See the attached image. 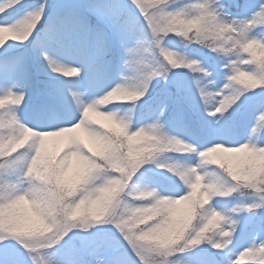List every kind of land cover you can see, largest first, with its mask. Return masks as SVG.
<instances>
[{"label":"clouds","instance_id":"clouds-1","mask_svg":"<svg viewBox=\"0 0 264 264\" xmlns=\"http://www.w3.org/2000/svg\"><path fill=\"white\" fill-rule=\"evenodd\" d=\"M25 3L0 24V64L30 50L47 70L35 45L69 15L49 16V0H0V16ZM122 3L134 31L97 82L61 72L60 102L35 105L27 63L0 73V252L18 254L7 264H193L201 250L264 264V0ZM181 70L216 130L204 139L144 108Z\"/></svg>","mask_w":264,"mask_h":264},{"label":"snow or ice","instance_id":"snow-or-ice-1","mask_svg":"<svg viewBox=\"0 0 264 264\" xmlns=\"http://www.w3.org/2000/svg\"><path fill=\"white\" fill-rule=\"evenodd\" d=\"M28 7L29 5L25 3L12 8L11 11L0 16V24L10 23ZM87 10L96 12L97 6L93 5ZM99 10L103 14L109 31L88 29L73 14L69 17L67 24H55L41 37L35 46L45 50L47 70L30 50L27 56L15 58L16 66L27 63L32 69L27 79L32 88L35 105L60 102L65 84L62 79L53 77L61 72L71 77L75 75L71 69H76L81 75L79 82L81 85L86 86L97 82L102 74V56L107 53L111 43L109 32L118 43L126 41L134 31L135 10L124 5L121 0H112ZM131 52L135 54L136 50L133 49ZM8 55L11 57L12 53ZM48 71H51L53 76H49ZM193 83L194 87H189L183 80L176 79L162 87L154 96L149 93V97L151 105L157 109H166V112L178 122L179 128L204 139L215 134L216 130L206 126L203 120L196 96L199 82ZM258 99V97H249L245 102L252 101L251 107H254ZM193 264H222V261L219 256H213L206 250H201L194 257Z\"/></svg>","mask_w":264,"mask_h":264},{"label":"trees","instance_id":"trees-1","mask_svg":"<svg viewBox=\"0 0 264 264\" xmlns=\"http://www.w3.org/2000/svg\"><path fill=\"white\" fill-rule=\"evenodd\" d=\"M71 0H49V7H48V15L52 16L54 14H58V13H68L69 17L72 16L73 14L75 15L76 18H78L80 20L81 23L85 22L87 24H89V26L92 28V30H100L102 28H106V31H109L107 28V24L103 19V14L102 12H100V7L99 8V4H103L106 5L108 3H111L112 0H107L106 2L103 0H94V4L97 6V10L96 12H90L87 9H85L82 5V0H77L75 3H71ZM109 36H110V53L108 55L109 60L106 64H104L103 66H101V71L103 69H106L108 72H110L113 68V66L116 64L117 62V58L119 55V49L117 48V40L116 38L112 35L111 32H109ZM13 57L12 59H9L7 61H4L2 64H0V67L5 66V65H10L14 58L17 56V54L15 52H11ZM191 55L193 56H197V57H206L207 54L206 53H201L199 49H191L190 50ZM206 63L208 66L210 67H214L215 65V61L212 58H207L206 59ZM30 70H32L30 68ZM179 74V75H178ZM176 79H181L183 80L189 87H194V83L192 80L191 75L186 72V71H177L175 73H173L170 77L167 83H163V82H156L153 85V88L151 89L150 93L154 96L162 87H164L165 85L171 83L173 80ZM252 101H247L244 104V107L241 109L240 112V118H238V122L243 125L244 123V119L245 116L247 114V112L252 108ZM149 105H151V99L148 96L146 98V102L144 105V108H147ZM142 114L144 113V109L142 108ZM165 121L171 125V126H177L178 122L175 121L168 112L165 113V117H164ZM0 264H7V262L1 263Z\"/></svg>","mask_w":264,"mask_h":264},{"label":"rangeland","instance_id":"rangeland-1","mask_svg":"<svg viewBox=\"0 0 264 264\" xmlns=\"http://www.w3.org/2000/svg\"><path fill=\"white\" fill-rule=\"evenodd\" d=\"M76 1L77 0H71L70 2L71 3H75ZM103 1L106 2L107 0H103ZM121 2H122V0H121ZM103 6H104L103 4H99V8L100 7H103ZM82 24L86 28L88 27L87 26L88 25L87 23L83 22ZM101 30H103V29H101ZM78 39H82V38H78ZM109 52H110V48L108 49L107 53L102 56L101 66H103L104 64H106L108 62L107 61L108 60L107 57H108ZM214 67H216V66H214ZM17 69H18V66H16L15 59H14L13 64L11 66L0 68V73H2L5 77H7L9 74L15 73L17 71ZM30 72H26V75L28 76ZM101 72L102 73H107V70L106 69H103ZM217 75H219V74L217 73ZM169 127H173L174 128V127H178V126H171V125H169ZM15 259H18V254L14 250H12V249H7V250H4L3 252H0V262L1 263H4L6 261L15 260Z\"/></svg>","mask_w":264,"mask_h":264}]
</instances>
